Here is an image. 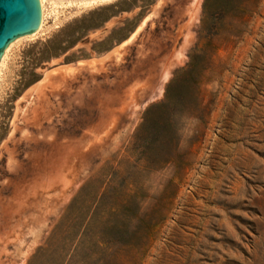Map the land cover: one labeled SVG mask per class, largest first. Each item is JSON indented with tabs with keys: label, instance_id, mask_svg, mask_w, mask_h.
<instances>
[{
	"label": "rangeland",
	"instance_id": "1",
	"mask_svg": "<svg viewBox=\"0 0 264 264\" xmlns=\"http://www.w3.org/2000/svg\"><path fill=\"white\" fill-rule=\"evenodd\" d=\"M195 2L46 0L8 47L0 264H264V0Z\"/></svg>",
	"mask_w": 264,
	"mask_h": 264
},
{
	"label": "water",
	"instance_id": "2",
	"mask_svg": "<svg viewBox=\"0 0 264 264\" xmlns=\"http://www.w3.org/2000/svg\"><path fill=\"white\" fill-rule=\"evenodd\" d=\"M42 22V0H0V62L13 42L38 32Z\"/></svg>",
	"mask_w": 264,
	"mask_h": 264
},
{
	"label": "bare ground",
	"instance_id": "3",
	"mask_svg": "<svg viewBox=\"0 0 264 264\" xmlns=\"http://www.w3.org/2000/svg\"><path fill=\"white\" fill-rule=\"evenodd\" d=\"M81 1H87V2H95V1H104V0H81ZM198 2H199V0H196V2H195V4H194V8H193V11L191 12V17H190V19H194L195 18V16L197 15V11H198ZM45 3H46V0H42V6H43V19L46 17V7H45ZM150 16H151V14L150 15H148L144 20H142L140 23V25L139 26H137V29L134 31V33L128 38V39H126L125 41H123L121 44H120V46H123V45H125L126 43H128V42H130L133 38H134V36L136 35V33L137 32H139L141 29H142V27L144 26V24L146 23V21H147V19H149L150 18ZM43 22H44V20H43ZM43 22H42V24H43ZM31 36V35H30ZM34 36V35H33ZM22 38V37H21ZM20 38V39H21ZM27 38V37H26ZM119 46V47H120ZM5 58H6V55H4V57H3V61L2 62H4V60H5ZM1 64H3V63H1ZM76 66V65H75ZM74 65L73 66H71L70 64H67V63H64V64H60V65H58L57 67H53L52 69H50V70H54L55 68H58V70H56L55 72H57L58 73V71H60V70H64V72H61V75L62 76H64V74L65 73H69V72H73L75 69H76V67H75ZM50 70H47L46 72H48V71H50ZM46 72H45V74H46ZM45 74H44V76H45ZM42 77V79H43V82H42V84L41 85H43V84H46V83H48V82H50V75L48 74L46 77ZM51 77H52V75H51ZM40 85V86H41ZM40 86H37V87H40Z\"/></svg>",
	"mask_w": 264,
	"mask_h": 264
},
{
	"label": "crops",
	"instance_id": "4",
	"mask_svg": "<svg viewBox=\"0 0 264 264\" xmlns=\"http://www.w3.org/2000/svg\"><path fill=\"white\" fill-rule=\"evenodd\" d=\"M97 60L102 59V57L96 58ZM90 60V59H89ZM92 61V60H90ZM6 256V257H5ZM5 258L3 259V264H19V253L16 254H5Z\"/></svg>",
	"mask_w": 264,
	"mask_h": 264
},
{
	"label": "trees",
	"instance_id": "5",
	"mask_svg": "<svg viewBox=\"0 0 264 264\" xmlns=\"http://www.w3.org/2000/svg\"><path fill=\"white\" fill-rule=\"evenodd\" d=\"M145 141H148V140H146V137H145ZM148 143V142H147ZM147 148H148V146H147Z\"/></svg>",
	"mask_w": 264,
	"mask_h": 264
}]
</instances>
